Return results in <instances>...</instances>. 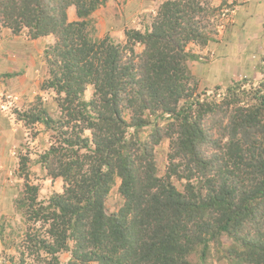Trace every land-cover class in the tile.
<instances>
[{"label": "trees", "instance_id": "trees-1", "mask_svg": "<svg viewBox=\"0 0 264 264\" xmlns=\"http://www.w3.org/2000/svg\"><path fill=\"white\" fill-rule=\"evenodd\" d=\"M212 1L165 0L119 43L94 36L92 15L106 0H0V30L52 38L41 88L59 111H15L25 127L50 132L37 164L62 192L39 201L20 157L15 210L28 228L11 264H59L61 252L67 264H264V62L255 87L239 79L197 94L188 63L200 57L187 47L214 42L228 5ZM165 141L160 174L155 150ZM116 185L122 204L111 213Z\"/></svg>", "mask_w": 264, "mask_h": 264}, {"label": "rangeland", "instance_id": "rangeland-1", "mask_svg": "<svg viewBox=\"0 0 264 264\" xmlns=\"http://www.w3.org/2000/svg\"><path fill=\"white\" fill-rule=\"evenodd\" d=\"M164 1L106 0L105 5L92 15L94 36L103 38L107 35L114 42L124 43V31L127 29L144 30L151 22L158 6ZM223 1H226L228 6H221V15L216 16L213 22L217 31L216 35L212 34L215 38L214 42H210L209 47L205 48L194 44H189L187 47L190 52L200 57L198 61H190L188 65L199 80L200 86L197 94H200L201 98L204 92L211 94L217 86L224 90L232 80L249 79L252 87H255L261 79L259 66L264 56L257 60L256 46L241 45L242 42L236 44L230 41L233 36L231 28L243 3L239 0H213L212 3L217 7ZM74 19L73 12L69 10V20ZM236 33L238 34V31ZM248 38L250 37L246 39ZM223 39L227 43L224 44V47H228L227 54L223 53V56L215 57L216 49L219 53L218 43ZM51 42L50 36L32 40L26 32L15 36L9 30H4V28L0 30V264H11V261H17L19 246L16 247V244L23 240L25 230L28 228L20 213L15 210V202L22 198L25 189V182L18 177L20 157L29 159L27 165H29L30 173L27 183L37 187L39 201L47 199L54 192H62L61 181L48 179L37 164L38 156L49 146L50 132L45 130L41 124L25 127L17 119L15 112L28 111L31 107L40 104L54 119L58 117L56 94L52 90L41 88L42 82L47 77L43 51ZM245 47L249 55L245 53ZM251 65L252 68H250ZM246 70L248 71L244 72ZM242 72L247 76L242 75ZM5 73H18L19 75L5 78L2 76ZM91 98L92 90L88 86L84 99L88 101ZM152 122L153 118H151ZM147 133L148 130L145 129L140 137H145ZM86 135H89V132H86ZM166 147L167 142L165 141L160 148L155 150L160 174L166 164ZM121 204L122 200L117 193L116 185L111 189L105 205L112 213ZM34 227H39V224ZM41 230L43 231V228ZM70 244L72 245L71 242ZM214 253L212 251L211 255ZM58 258L59 264H67L70 254L61 252ZM210 261L211 264H227L218 262L215 258H211ZM26 263L36 264L32 257L27 258Z\"/></svg>", "mask_w": 264, "mask_h": 264}, {"label": "crops", "instance_id": "crops-1", "mask_svg": "<svg viewBox=\"0 0 264 264\" xmlns=\"http://www.w3.org/2000/svg\"><path fill=\"white\" fill-rule=\"evenodd\" d=\"M240 1H242L243 5L238 11L239 13L237 15V18L235 19L234 25L231 28V30H233L232 32L233 36L231 37L230 41L236 44H240L239 42H242L241 45L250 44L256 46V53L258 60L259 57L264 56V0H239V2ZM69 10L74 14V9L72 7L69 8ZM69 10H68V20H69ZM236 31H238V34L236 33ZM4 32L5 31H3V33ZM247 37L250 38L246 39ZM225 43L226 42L224 39L220 43H218L217 48H219V53H217V49H216V54L214 55L215 57L223 56V53L227 54L228 47H224ZM207 46L209 47V44ZM246 50L247 48L245 47L244 51L247 55H249V53H247ZM248 60L251 61L249 57ZM261 62L264 61L261 60ZM250 68H252V65L250 66ZM247 71L248 70L244 72ZM241 74L247 76V74H243V72Z\"/></svg>", "mask_w": 264, "mask_h": 264}, {"label": "clouds", "instance_id": "clouds-1", "mask_svg": "<svg viewBox=\"0 0 264 264\" xmlns=\"http://www.w3.org/2000/svg\"><path fill=\"white\" fill-rule=\"evenodd\" d=\"M74 9V8H73ZM69 10V9H68ZM68 10H67V15H68ZM75 16V15H74ZM74 21V20H73ZM4 30H6V29H4ZM263 63V62H262Z\"/></svg>", "mask_w": 264, "mask_h": 264}]
</instances>
